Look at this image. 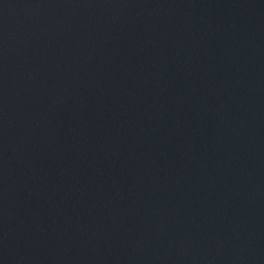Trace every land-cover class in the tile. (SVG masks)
<instances>
[{
  "label": "water",
  "instance_id": "95a60500",
  "mask_svg": "<svg viewBox=\"0 0 264 264\" xmlns=\"http://www.w3.org/2000/svg\"><path fill=\"white\" fill-rule=\"evenodd\" d=\"M0 264H264V0H0Z\"/></svg>",
  "mask_w": 264,
  "mask_h": 264
}]
</instances>
